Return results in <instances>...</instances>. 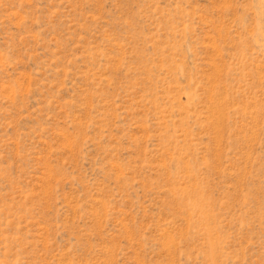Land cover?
I'll use <instances>...</instances> for the list:
<instances>
[{"label":"rangeland","instance_id":"obj_1","mask_svg":"<svg viewBox=\"0 0 264 264\" xmlns=\"http://www.w3.org/2000/svg\"><path fill=\"white\" fill-rule=\"evenodd\" d=\"M0 264H264V0H0Z\"/></svg>","mask_w":264,"mask_h":264}]
</instances>
